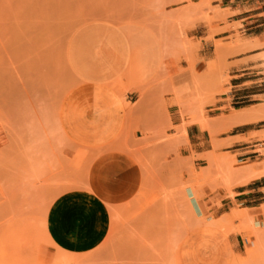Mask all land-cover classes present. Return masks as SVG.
Returning a JSON list of instances; mask_svg holds the SVG:
<instances>
[{
    "label": "rangeland",
    "instance_id": "rangeland-1",
    "mask_svg": "<svg viewBox=\"0 0 264 264\" xmlns=\"http://www.w3.org/2000/svg\"><path fill=\"white\" fill-rule=\"evenodd\" d=\"M224 5L222 0H0V264H193L184 245L198 236L221 242L223 264H264V205L245 210L230 204L241 179L228 181L224 162H211L216 156L239 169L246 165L236 162V154L222 152L231 143L217 138L229 127L210 124L225 116L208 115L229 92L233 59L263 51L254 59L264 68V36L245 37L240 31L249 25L229 22L232 12ZM98 20L146 29L160 49L148 69L130 64L105 86L120 110L109 141L122 149H109L131 153L143 179L132 200L108 205L111 225L104 243L76 255L54 244L46 215L60 194L87 188L91 161L107 150L78 141L87 108L80 99L91 91L80 84L69 55L72 36ZM168 107L185 118L181 126L170 123ZM74 111L81 115L79 124L71 121ZM197 118L198 124L207 123L208 130L201 131H207L213 148L183 155L177 148L188 144L184 126ZM257 150L264 154V148ZM196 160L204 162L198 171ZM199 202L202 213L195 210ZM236 235L241 237L234 246Z\"/></svg>",
    "mask_w": 264,
    "mask_h": 264
},
{
    "label": "crops",
    "instance_id": "crops-1",
    "mask_svg": "<svg viewBox=\"0 0 264 264\" xmlns=\"http://www.w3.org/2000/svg\"><path fill=\"white\" fill-rule=\"evenodd\" d=\"M222 3H225L224 8L232 12L229 22L249 25L240 31L245 37L255 39L264 36V0H222ZM87 24L89 27L79 30L72 36L69 54L80 84L89 87L91 91L88 95L83 94V98L80 99L86 103L87 108L83 115L84 121L79 130L78 141L95 143L102 147L100 151L104 148L107 150L91 161L85 180L87 188L71 189L60 194L52 201L46 215V227L51 240L60 250L76 255L91 253L104 243L111 225L108 205L113 208L112 206L132 200L138 193L143 179L141 166L131 153L109 149L121 148L109 141L120 110L105 86L122 76L131 63L139 69H148L160 49L159 42L146 29L139 27L130 29V35L127 36L120 26L107 21H91ZM142 34H146L145 41L139 40ZM128 38H133L134 43L128 42ZM145 43L148 45L147 48ZM205 45L207 42H202L203 49H206ZM261 52L263 51L250 52L232 60V65L227 71L229 92L218 97L221 101L214 107L217 111L208 115L210 119L225 116L221 121L210 123L215 129L229 127L225 135L217 138L231 143L228 150L222 152L236 154V162L246 164L242 170L231 161L216 156L211 158L214 164L217 161L218 164L227 162L232 166L233 172L239 170L234 172L236 174L231 172L230 175L233 176H228V181L237 176V179H241L240 183L232 188L235 197L229 199V203L232 205L234 202L239 203L240 208L245 210L258 209L264 205V154L257 150L259 146L264 148V68L260 61L254 59ZM145 54L150 56L147 61ZM127 98L131 102L137 101V98L133 100V96ZM112 103L117 106H112ZM94 105L116 113L114 125L108 130L100 128V120H89L90 107ZM167 112L173 126H181L182 121H185L176 107L174 109L168 107ZM78 115V118L71 120L73 123L79 122L81 115L79 113ZM198 120L199 118L195 123L190 122L184 126L188 144L177 148L183 155L191 152L201 155L213 148L207 131H201L208 130L207 123L198 124ZM94 135L100 136L93 140ZM193 165L198 171L204 166V162L196 160ZM238 172H241L240 175ZM224 192L221 190L222 194ZM195 210L202 213V202L196 204ZM240 237L234 236L231 243L235 246ZM212 238L198 236L185 243V255L190 263L223 264L221 242L216 237Z\"/></svg>",
    "mask_w": 264,
    "mask_h": 264
},
{
    "label": "bare ground",
    "instance_id": "bare-ground-1",
    "mask_svg": "<svg viewBox=\"0 0 264 264\" xmlns=\"http://www.w3.org/2000/svg\"><path fill=\"white\" fill-rule=\"evenodd\" d=\"M126 25H124V26H121V30L125 33V35H130V29L132 30H134L135 28H137L136 26H134V25H131L130 23H129V25L127 24V23H125ZM140 29H143V28H140ZM141 31V30H140ZM145 31V30H144ZM132 32V31H131ZM137 32V31H136ZM114 33V32H113ZM115 34V33H114ZM118 35V34H117ZM142 35H145L144 37L142 36ZM141 36H140V41H142V40H144L145 41V39H146V34H142ZM151 35V34H150ZM134 36H135V34H134ZM137 36V35H136ZM107 37H109V35L107 36ZM111 37V36H110ZM154 37V36H153ZM112 38V37H111ZM137 38V37H136ZM151 39V38H150ZM133 40V41H132ZM138 40V39H137ZM138 40V41H139ZM108 41V40H107ZM151 41H152V39H151ZM128 42H133L134 43V39L133 38H128ZM138 43V42H137ZM143 43V42H142ZM144 44V43H143ZM146 44V47L145 48H147V43H145ZM69 45V44H68ZM130 45H132V44H130ZM154 45V44H153ZM106 46V45H105ZM140 46V45H139ZM138 47V46H137ZM68 48V47H67ZM130 48H132L131 46H130ZM135 51V50H134ZM144 53V52H143ZM155 53H156V51H155ZM134 54V53H133ZM135 54H136V52H135ZM146 55V61H147V59H149L150 58V56L148 55V54H145ZM132 56H135V55H132ZM139 57V56H138ZM143 57H144V55H143ZM154 57H155V54H154ZM156 58H157V56H156ZM118 59V58H117ZM140 59V58H139ZM132 60H133V57H132ZM135 60V59H134ZM144 60V59H143ZM132 64V63H131ZM134 64V63H133ZM142 64V63H141ZM149 64V63H148ZM136 66V65H135ZM90 114H89V120L90 121H97V120H100V128L101 129H103V130H108L110 127H112V125H114V120H115V116H116V113H113V111H111L110 109H105V108H99V107H97V106H91L90 107ZM78 113H74L73 112V114H72V120H74V119H76V118H78ZM211 127V126H210ZM227 163V162H226ZM229 165V164H228ZM224 170L226 171V173L229 175V176H233V175H230V173L232 172L233 174H236V173H234V172H236V171H239V170H235L234 172L232 171V166H231V169H229V168H227V164L225 165V163H224ZM225 167H226V169H225ZM228 167H230V166H228ZM234 167H235V165H234ZM222 169V172H224V170ZM245 169V168H244ZM242 170H243V168H242ZM244 171H246V170H244ZM231 173V174H232ZM240 172H238V174H239ZM263 173V172H262ZM260 174V173H259ZM238 177V176H237ZM228 180V179H227ZM222 186V185H221ZM238 216V215H237ZM261 256H262V254H260ZM264 255V254H263ZM263 257V256H262ZM263 259H264V257H263Z\"/></svg>",
    "mask_w": 264,
    "mask_h": 264
}]
</instances>
